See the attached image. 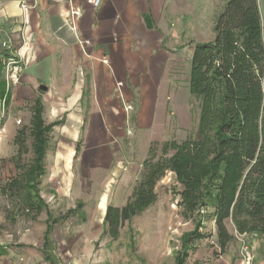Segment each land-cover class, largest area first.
Segmentation results:
<instances>
[{
    "label": "crops",
    "instance_id": "1",
    "mask_svg": "<svg viewBox=\"0 0 264 264\" xmlns=\"http://www.w3.org/2000/svg\"><path fill=\"white\" fill-rule=\"evenodd\" d=\"M258 2L264 35V0ZM171 3L102 0L94 7L88 0H0V64L4 63L2 55L10 54L18 55L24 64L19 82L10 88L0 69V264H52L46 255L62 264L54 243L45 247L47 209L28 210L16 199V192L8 189L17 177L11 162L19 153L16 137L23 128L31 130L38 99L46 124L62 120L50 133L58 144L56 152L50 155L48 148L46 158L58 155L61 161L69 142L74 146L85 139L92 142L85 152L92 180L81 186L83 190L93 191L100 170L111 173L104 181L105 189L96 194L103 221L108 205L121 201L133 188L148 150L145 157H138L127 123L129 118L140 124L153 120L158 92L167 84L165 67L178 53L168 22L175 21L173 14L181 11ZM206 6L192 7V19L205 21ZM224 7L225 1L212 7L217 12L212 13L218 17ZM74 8L81 14L73 16ZM201 32V42L214 39L215 34ZM4 41L10 50L2 47ZM129 105L135 110L128 109ZM18 120L24 123L21 129ZM80 193L74 194L77 201ZM41 195L48 203L42 191ZM21 206L26 216L20 213ZM50 239H56L54 232Z\"/></svg>",
    "mask_w": 264,
    "mask_h": 264
},
{
    "label": "trees",
    "instance_id": "2",
    "mask_svg": "<svg viewBox=\"0 0 264 264\" xmlns=\"http://www.w3.org/2000/svg\"><path fill=\"white\" fill-rule=\"evenodd\" d=\"M214 33L212 41L195 45L191 58L189 91L200 103L197 136L150 143L125 205H108L102 237L118 238L125 222L153 205L158 182L171 171L184 186L181 195L186 210L193 214L213 209L211 220L217 226L222 253L235 239L229 221L240 235L264 238V35L258 0H228ZM42 113L38 99L30 130L33 158L24 167L23 177L13 179L8 189L20 193L28 210L47 209L46 247L52 243L54 226L67 216L54 218L41 195L50 133L62 123L46 124ZM26 131L21 129L16 137L19 151ZM74 212L69 210L68 217ZM199 228L183 234L175 264H188L193 242L203 236ZM46 258L55 264L54 256Z\"/></svg>",
    "mask_w": 264,
    "mask_h": 264
},
{
    "label": "rangeland",
    "instance_id": "3",
    "mask_svg": "<svg viewBox=\"0 0 264 264\" xmlns=\"http://www.w3.org/2000/svg\"><path fill=\"white\" fill-rule=\"evenodd\" d=\"M224 1L226 5L228 0H214V2L172 0V7H181L179 9L181 11L178 12L179 14H173L175 21L168 22L173 45L178 49V53L174 52V57L165 67L164 80L167 82H164L167 84L158 92L153 120L140 124L136 118H129L127 123L129 134L137 144L138 157L146 156L152 141L162 142L172 139L181 141L197 136L200 103L189 91L191 58L195 45L201 43V30L204 29L205 36L208 31L209 35L215 34L217 15L215 16L214 13L217 12H214L212 7H220ZM203 4L207 5L206 10L204 9L205 21L192 19V7L196 9ZM178 55L180 66L175 64ZM134 110L135 108L132 107V111ZM23 124L21 122L20 129L23 128ZM23 138L24 147L11 161L14 163L13 172L19 177H23L24 167L28 166L33 158V138L29 130ZM99 141L103 143L102 138ZM91 143L83 139L72 146L69 142L70 149L61 153V161L58 160V155L47 157L48 167L45 176L41 178L40 188L54 218L67 216L65 220L61 219L53 230L56 239L52 240V244L54 243L52 247L57 250L56 254L59 255L62 264H175L177 252L182 248L183 234L193 231L198 226L203 236L193 242L195 248L189 250L186 260L188 264H264V238L253 234H238L231 221L227 225L230 232L235 235V239L222 253L218 244L217 226L211 220L213 209H202L200 213L193 214L186 210L181 195L184 186L171 171L158 182L156 186L158 199L153 205L134 216L130 223L125 222L119 228L118 238L102 237L103 216L97 211L96 194L97 191L105 189L107 183L104 181H107L111 173L105 169L104 172L100 170L101 176L98 178V184L95 180L93 191L83 190L81 186L92 180L85 154L92 147ZM57 147L58 144L52 138L49 154L51 155L52 151L56 152ZM95 174L96 171L93 173V178ZM101 182H103L102 186L99 185ZM132 189L130 188L125 196H122L121 201L116 200L115 204H110L125 205ZM77 190L81 191L77 198L83 203L82 206H79V202L74 197ZM52 191L56 194H52ZM120 192L123 193V189ZM16 199L22 203V197L18 192ZM23 209L25 208L21 206L19 211L26 216V212H22ZM71 209L75 210L74 215L68 217L67 214ZM246 246L252 252L250 260H246L244 255Z\"/></svg>",
    "mask_w": 264,
    "mask_h": 264
},
{
    "label": "built area",
    "instance_id": "4",
    "mask_svg": "<svg viewBox=\"0 0 264 264\" xmlns=\"http://www.w3.org/2000/svg\"><path fill=\"white\" fill-rule=\"evenodd\" d=\"M57 1H64V0H57ZM88 1L94 7L100 6V4L102 2V0H88ZM71 14L73 16H78L81 14V12H80V10L74 8V9H72ZM2 47L6 50L11 49L9 42H6V41H4L2 43ZM1 59H3V62H4L3 63V70H4V74H5V82L8 86V88H10L11 85L17 84L19 82L20 73L24 67V64L21 62L20 57L18 55H15V54H10L9 56L2 55ZM5 99L6 98L3 99L4 103H5ZM131 108H132V106L129 105L128 109H131ZM3 114H2V116H3ZM2 118L0 117V120ZM20 123H21V121L18 120V124H20ZM244 255H245L246 260H250L252 258V252H251V250H249L248 246H246L244 248Z\"/></svg>",
    "mask_w": 264,
    "mask_h": 264
},
{
    "label": "bare ground",
    "instance_id": "5",
    "mask_svg": "<svg viewBox=\"0 0 264 264\" xmlns=\"http://www.w3.org/2000/svg\"><path fill=\"white\" fill-rule=\"evenodd\" d=\"M105 203V202H104ZM104 203H103V205H104ZM101 206V205H100ZM105 206V205H104ZM102 208H103V206H102Z\"/></svg>",
    "mask_w": 264,
    "mask_h": 264
}]
</instances>
